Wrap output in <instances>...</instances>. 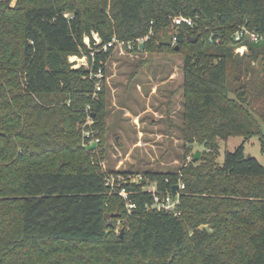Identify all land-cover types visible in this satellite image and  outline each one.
<instances>
[{
    "label": "trees",
    "instance_id": "obj_1",
    "mask_svg": "<svg viewBox=\"0 0 264 264\" xmlns=\"http://www.w3.org/2000/svg\"><path fill=\"white\" fill-rule=\"evenodd\" d=\"M10 1L0 0V264H264V168L244 150L257 138L264 152V37L234 40L242 26L264 36V0ZM178 15L193 27L172 30ZM165 30L175 31L177 51L158 45ZM113 37H147L129 53L182 57L178 170L130 182L131 172L118 180L101 169L114 49L100 48ZM74 56L92 67L72 68ZM99 68L96 92L90 74ZM230 137L243 143L218 163L219 142ZM193 146L202 148L196 161ZM180 183L179 215L146 208V187L169 194Z\"/></svg>",
    "mask_w": 264,
    "mask_h": 264
},
{
    "label": "rangeland",
    "instance_id": "obj_2",
    "mask_svg": "<svg viewBox=\"0 0 264 264\" xmlns=\"http://www.w3.org/2000/svg\"><path fill=\"white\" fill-rule=\"evenodd\" d=\"M11 5L15 0H11ZM96 36L93 34V37ZM82 57H69L79 66ZM80 67V66H79ZM107 86V148L100 164L104 173L118 180L116 172H167L183 166V141L180 138L182 112V57L170 53H120L114 50L105 64ZM264 107V96L261 98ZM258 119V117L255 115ZM264 132V120H259ZM243 143L240 137L219 142L217 162ZM202 150L193 146L192 153ZM245 154L264 168V152L257 138L244 142ZM190 156L186 159L189 161ZM110 221V220H108ZM123 230L117 220L115 233Z\"/></svg>",
    "mask_w": 264,
    "mask_h": 264
},
{
    "label": "built area",
    "instance_id": "obj_3",
    "mask_svg": "<svg viewBox=\"0 0 264 264\" xmlns=\"http://www.w3.org/2000/svg\"><path fill=\"white\" fill-rule=\"evenodd\" d=\"M66 16V15H65ZM181 25H186L189 27H193L194 25V20L188 17H184L181 15L175 16L171 19V28L172 30H175L176 28H178ZM169 32V31H168ZM172 34V46L176 45V37H175V31H171L169 32ZM243 37L248 38V40L250 42H257L258 40H260L261 38H263L264 36L261 34H258L254 31H250L248 30L246 27L242 26L240 28H238L235 33H234V40L235 41H240ZM94 41H95V45H99L100 44V40L98 39L97 36H94ZM147 39V37L145 38H139L136 39L134 42H128L126 44H124L123 42L117 40L115 37H113L108 43L104 44L101 46L100 50L103 52H107L109 48H113L114 50L117 49L120 53L126 52L125 47L130 50L133 48L134 44H142L145 40ZM84 42L89 45V40L87 38L84 39ZM97 51V49H90L89 52V56L91 58V64L94 61V57H95V52ZM246 51V46H239L236 47L234 49V53L242 55L244 52ZM80 61L79 66H84L86 68L88 67H92L91 64H89L88 62V58L86 56H83ZM78 66V67H79ZM72 68H77V66H75L74 64L72 65ZM95 78V91H99L100 89V79L103 78V73H102V69L99 68L97 70V73L92 75L90 74V79L91 78ZM95 94V93H94ZM89 108H87L88 110ZM91 121L88 118L86 124H90ZM86 137L89 136V133H85L84 134ZM98 140L95 141H91L89 142L86 146H90L92 143L97 144ZM130 182H138L139 180H141V176H137L136 178H129ZM107 182L112 186L113 185V179H108ZM183 185L180 183L178 184V190L183 189ZM146 189L151 193L152 198H153V202L147 206V209H156V210H164L167 212H172L175 216L179 215V212H177L175 210V207L178 203V194L176 192L175 197H172L171 193H166V194H158L156 191V186L154 184L146 187ZM118 195L120 197H122L125 201V207H126V211L127 213H130L132 209L135 208V205L128 199V193L127 191H125L124 188H121L120 191L118 192Z\"/></svg>",
    "mask_w": 264,
    "mask_h": 264
},
{
    "label": "water",
    "instance_id": "obj_4",
    "mask_svg": "<svg viewBox=\"0 0 264 264\" xmlns=\"http://www.w3.org/2000/svg\"><path fill=\"white\" fill-rule=\"evenodd\" d=\"M196 40H197V37H193L192 39H190L191 42H195ZM158 45L163 46V47H172L175 51L179 49L177 45L172 46V34L169 33L168 30H165L163 34L158 37ZM95 147H96V144L92 143L90 146L87 147V150H91ZM199 157H200V151L197 150L196 152H194L192 159L196 161L199 159ZM247 157H250V156L247 155ZM177 190H178V185L177 184L173 185L171 188L172 197H175ZM113 217H117V214H106L105 215L106 220H110ZM109 226H111V222H109ZM122 233H123V230H121L120 235H122Z\"/></svg>",
    "mask_w": 264,
    "mask_h": 264
}]
</instances>
